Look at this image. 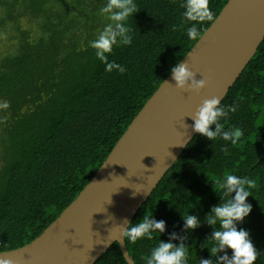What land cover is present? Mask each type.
I'll list each match as a JSON object with an SVG mask.
<instances>
[{"label": "trees", "instance_id": "obj_1", "mask_svg": "<svg viewBox=\"0 0 264 264\" xmlns=\"http://www.w3.org/2000/svg\"><path fill=\"white\" fill-rule=\"evenodd\" d=\"M229 1L208 0L212 19L197 24L199 37L190 40L184 0H134L132 43L107 54L126 69L120 74L106 72L89 46L109 23L99 13L107 0H0V27L29 16L42 33L32 38L17 27L15 52L0 58V253L33 242L76 200ZM233 104L237 111L221 123L243 135L235 145L195 136L133 220L152 214L165 222L151 240L125 238L135 264H146L141 257L159 241L183 243L188 264L209 259L214 229L206 215L228 174L255 181L252 211L237 226L250 233L255 264H264V42L221 103ZM187 214L200 226L186 229ZM96 264L127 262L114 244Z\"/></svg>", "mask_w": 264, "mask_h": 264}, {"label": "water", "instance_id": "obj_2", "mask_svg": "<svg viewBox=\"0 0 264 264\" xmlns=\"http://www.w3.org/2000/svg\"><path fill=\"white\" fill-rule=\"evenodd\" d=\"M264 42V0H230L181 61L207 83L177 89L171 75L146 103L76 200L30 244L0 253L9 264H96L114 245L135 264L122 236L197 135L193 115L205 99L221 103Z\"/></svg>", "mask_w": 264, "mask_h": 264}, {"label": "clouds", "instance_id": "obj_3", "mask_svg": "<svg viewBox=\"0 0 264 264\" xmlns=\"http://www.w3.org/2000/svg\"><path fill=\"white\" fill-rule=\"evenodd\" d=\"M182 7L184 8L182 17L189 25L185 30L186 36L190 40H195L199 37L197 24L212 19L208 0H184ZM99 13L101 16H106L109 23L95 40L89 42V46L95 50L96 57L105 64L106 72L116 70L124 74L126 69L114 61L109 62L107 54L112 52L114 46L131 45L133 29L128 24V20L137 13L136 4L134 0H107ZM169 71L174 82L171 84L177 89L198 92L206 86V79L202 77L196 79V73L184 62L178 61ZM236 111L235 104L222 106L218 97L205 99L195 113L189 116L193 121L192 131L211 142L219 138L235 145L243 135L242 131L234 128L226 129L221 121L225 120L229 113ZM215 187V192L219 193V203L206 215L207 223L214 229L209 237L210 258L199 259V264H255L258 252L250 239V233L237 226L243 223L252 211V205L247 202V198L251 196L255 181L228 174L217 181ZM183 220L186 229L200 226L195 216L187 214L183 216ZM164 229L163 220H155L152 214L144 215L138 222H129L122 236L129 242L135 243L144 238L151 240L154 233L162 234ZM173 238H175L174 234ZM141 259L146 261V264H188L186 246L183 243L174 245L171 242L159 241L151 249L150 254L142 256ZM0 264H9V262L0 260Z\"/></svg>", "mask_w": 264, "mask_h": 264}, {"label": "rangeland", "instance_id": "obj_4", "mask_svg": "<svg viewBox=\"0 0 264 264\" xmlns=\"http://www.w3.org/2000/svg\"><path fill=\"white\" fill-rule=\"evenodd\" d=\"M17 27L23 32H29L32 38H38L42 34L38 22L29 16L18 19L16 23H7L0 27V58L15 52L19 44Z\"/></svg>", "mask_w": 264, "mask_h": 264}]
</instances>
